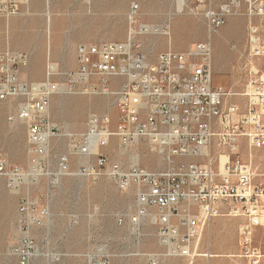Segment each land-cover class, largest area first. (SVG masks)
I'll list each match as a JSON object with an SVG mask.
<instances>
[{
	"label": "built area",
	"instance_id": "1",
	"mask_svg": "<svg viewBox=\"0 0 264 264\" xmlns=\"http://www.w3.org/2000/svg\"><path fill=\"white\" fill-rule=\"evenodd\" d=\"M181 1L185 4L187 0ZM191 2L192 11L207 22L209 39L195 42L186 51H163L154 63L136 39L147 32L138 17V3L131 5L128 14L126 40L80 43L74 71L64 72L50 61L45 78L29 82L18 72L26 54L1 51L0 102L24 98L16 118L27 125L32 157L27 169L0 157V177L9 189L18 190L45 175L54 182L66 175L107 176L119 190H135L137 209L131 220L138 230L150 219L157 226L159 243L167 249L165 256L189 258L190 263L208 222L221 215L241 217L239 256L245 264H264V251L254 242L257 228L264 227V173L246 161L241 150L244 140L251 148L264 147V79L259 75V68H264V0ZM28 3L0 0V17L16 16ZM236 14L247 22L244 107L229 101L233 93L213 84L211 37ZM154 31L168 33L167 27ZM58 76L66 77L65 88ZM117 77L123 82L112 88L110 80ZM92 92L114 96L116 122L112 126L108 113L94 114L78 139L65 132L73 141V150L90 161L74 171L69 155L62 154L55 171L51 170L50 139L59 132L48 114L52 97ZM113 138L124 147L146 141L168 166L156 170L141 164L109 165L104 154L91 160L94 146H108ZM48 216L47 208H37L27 196H20V235L13 247L19 264H31L40 253L31 229L44 225ZM84 264L110 261L100 247L86 256ZM146 264H161V260L153 255Z\"/></svg>",
	"mask_w": 264,
	"mask_h": 264
},
{
	"label": "rangeland",
	"instance_id": "2",
	"mask_svg": "<svg viewBox=\"0 0 264 264\" xmlns=\"http://www.w3.org/2000/svg\"><path fill=\"white\" fill-rule=\"evenodd\" d=\"M133 3L140 5L138 17L147 28L136 39L152 63L163 51H186L195 42L209 39L207 22L192 11L191 0L185 4L181 0H29L19 15L0 17V52L10 49L26 54L18 72L29 82L43 80L50 61L64 72L74 71L80 43L126 40ZM156 27H167L168 33H156ZM211 41L213 84L233 93L229 101L244 107L246 99L242 93L248 79L245 17L230 16ZM56 79L65 88L66 77ZM122 82L121 77L112 78L110 86L117 88ZM23 101L24 98H16L0 102V157L27 169L32 157L27 125L16 118ZM103 113L111 116L113 126L116 122L113 95L61 93L52 97L48 114L59 132L50 139L51 170L55 171L62 154L69 155L74 171L90 161L73 150L72 139L64 133H72L78 139L86 131L89 118ZM11 116L13 120L9 119ZM241 150L242 157L264 173V147L251 148L244 140ZM98 154H104L109 165L141 164L156 170L168 166L164 156L151 152L146 141L124 147L113 138L108 146H94L91 160ZM20 196H27L37 208L45 207L49 212L44 225L31 229L43 254L35 256L31 264H73L74 257L63 255L77 254L86 259L100 247L110 264H146L153 255L159 256L161 264H208L214 258L222 259L224 264L246 263L237 256L239 230L244 222L241 217L221 215L208 222L201 232L197 255L190 263L189 258L165 256L167 249L159 243L157 226L150 219L139 230L132 223L137 209L134 189L121 191L107 176L66 175L54 182L45 175L34 183H24L18 190L9 189L6 180L0 177V264H19L13 247L20 235ZM254 242L264 251V227L257 228ZM217 248L228 252L212 257L211 252ZM47 253L62 255L61 260L52 261Z\"/></svg>",
	"mask_w": 264,
	"mask_h": 264
},
{
	"label": "crops",
	"instance_id": "3",
	"mask_svg": "<svg viewBox=\"0 0 264 264\" xmlns=\"http://www.w3.org/2000/svg\"><path fill=\"white\" fill-rule=\"evenodd\" d=\"M255 156L256 157L258 156V152H256V151H255ZM39 251H40V249H39ZM227 252H228V250H226L225 248H222V249L217 248L211 252V256L212 257H219V256H221V254H225ZM42 255H43L42 253H39L36 257H40ZM46 256L49 257L52 261H60L61 257H62V255H55V254L50 255L48 253ZM54 256H59V259L58 260L54 259L53 258ZM67 256H71V257L75 258L72 260L73 264H84L85 259H82L80 255H77V254L63 255L64 258ZM237 256H239V255H237ZM62 261H65V260H62ZM180 263H178V264H180ZM208 264H224V261L222 259L214 258V259H210Z\"/></svg>",
	"mask_w": 264,
	"mask_h": 264
},
{
	"label": "bare ground",
	"instance_id": "4",
	"mask_svg": "<svg viewBox=\"0 0 264 264\" xmlns=\"http://www.w3.org/2000/svg\"><path fill=\"white\" fill-rule=\"evenodd\" d=\"M259 75H262V79H264V69L259 70Z\"/></svg>",
	"mask_w": 264,
	"mask_h": 264
}]
</instances>
